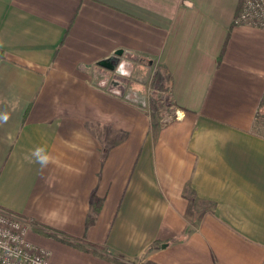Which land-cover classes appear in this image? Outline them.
Segmentation results:
<instances>
[{"label":"crops","instance_id":"1","mask_svg":"<svg viewBox=\"0 0 264 264\" xmlns=\"http://www.w3.org/2000/svg\"><path fill=\"white\" fill-rule=\"evenodd\" d=\"M241 3L0 0V210L50 264H264V29ZM144 68L165 127L124 76Z\"/></svg>","mask_w":264,"mask_h":264},{"label":"built area","instance_id":"2","mask_svg":"<svg viewBox=\"0 0 264 264\" xmlns=\"http://www.w3.org/2000/svg\"><path fill=\"white\" fill-rule=\"evenodd\" d=\"M235 23L264 29V0H243ZM30 228V221L0 210V264H50V252L29 241Z\"/></svg>","mask_w":264,"mask_h":264},{"label":"rangeland","instance_id":"3","mask_svg":"<svg viewBox=\"0 0 264 264\" xmlns=\"http://www.w3.org/2000/svg\"><path fill=\"white\" fill-rule=\"evenodd\" d=\"M242 3L240 5L239 11L242 9ZM238 15V14H237ZM235 23V22H234ZM235 25H237L235 23ZM239 26V25H237ZM140 69L138 73L132 77L133 70H130V73H124V76L131 78V80L137 82L134 84L136 86V92L143 96L145 100H147L145 103L150 104V112L153 114V124L160 125L161 127H165L166 125H169L170 123L174 122L178 118V114L174 109L173 103L170 100V96L168 93V90L166 91V88L162 84L160 76L158 74L152 75L149 74L147 70ZM105 74L108 75V79L111 77H114L116 75V71H103ZM117 79H114V84L117 82H120V76L117 74ZM123 78V77H122ZM104 78L103 80H105ZM126 78H123V81L125 83L129 84V86L132 84L131 80L130 82ZM106 82V81H104ZM163 85V87H162ZM264 100V99H263ZM257 124L259 131H262V136H264V102H262L260 107V112L257 116ZM140 264H154L152 262H146V263H140Z\"/></svg>","mask_w":264,"mask_h":264},{"label":"clouds","instance_id":"4","mask_svg":"<svg viewBox=\"0 0 264 264\" xmlns=\"http://www.w3.org/2000/svg\"><path fill=\"white\" fill-rule=\"evenodd\" d=\"M33 156L36 158V162L42 167L47 166L52 162V157L47 154L44 148H37L33 153Z\"/></svg>","mask_w":264,"mask_h":264},{"label":"trees","instance_id":"5","mask_svg":"<svg viewBox=\"0 0 264 264\" xmlns=\"http://www.w3.org/2000/svg\"><path fill=\"white\" fill-rule=\"evenodd\" d=\"M239 13V12H238ZM99 206L98 205H96L95 206V211H94V214H93V216L89 219V223H92L93 222V220L95 219V217L98 215V213H99ZM117 261V260H116ZM119 264H125V263H123V262H120V261H117Z\"/></svg>","mask_w":264,"mask_h":264},{"label":"water","instance_id":"6","mask_svg":"<svg viewBox=\"0 0 264 264\" xmlns=\"http://www.w3.org/2000/svg\"><path fill=\"white\" fill-rule=\"evenodd\" d=\"M102 66L105 67V68H109V67H110V64L107 63V62H104V63H102ZM110 68H111V67H110Z\"/></svg>","mask_w":264,"mask_h":264}]
</instances>
